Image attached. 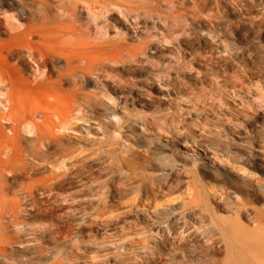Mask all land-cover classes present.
Listing matches in <instances>:
<instances>
[{
	"label": "rangeland",
	"instance_id": "1",
	"mask_svg": "<svg viewBox=\"0 0 264 264\" xmlns=\"http://www.w3.org/2000/svg\"><path fill=\"white\" fill-rule=\"evenodd\" d=\"M45 1L54 16L35 23L56 28L54 84L48 94L25 88L11 114L0 103V164L8 182L42 181L35 197L52 212L35 213L18 185L8 191L21 208L0 217V264H161L156 220L178 231L188 223L193 239L166 257L198 264L190 249L203 254L201 230L233 220L237 199L264 186V0ZM7 9L27 15L18 0H0L4 45ZM17 57L0 48L16 89L38 74ZM78 71L86 102L74 101ZM36 130L53 137L38 144L47 160L26 173ZM219 185L231 188L224 200L208 194ZM253 213L238 221L253 227Z\"/></svg>",
	"mask_w": 264,
	"mask_h": 264
},
{
	"label": "bare ground",
	"instance_id": "2",
	"mask_svg": "<svg viewBox=\"0 0 264 264\" xmlns=\"http://www.w3.org/2000/svg\"><path fill=\"white\" fill-rule=\"evenodd\" d=\"M18 1L26 9L27 15L24 16L21 11H17L16 15L14 13L8 14V9L5 10L4 16L6 18V22L4 20L3 22L7 26L6 30L10 33V37L8 40L9 43H7L8 46L7 44H0V48H7V50L8 47L10 49H16L18 54L17 60L26 62L29 61L31 66L38 71V74L36 75L35 80H32L29 83H27L26 79H22V84H19V88L16 89V85L8 71L7 64L4 61H0V103H2V107L5 108V110H7L9 113L10 111L12 113L14 103L16 102V97L19 99L23 95L27 97L25 88L37 87L42 91L44 90L48 94V91L51 90L49 88H51L54 84V82L50 80L51 73L53 71L49 63V58H51L52 53L54 52V46H52L50 42L52 39L56 38V28L49 26L48 28L42 26V24L39 25L35 23L38 19L40 21H45L48 20L50 16H54L51 13V8L45 0H37L36 8L28 6V4H25L23 0ZM68 1H71L74 4L76 2H73V0ZM15 8L16 7L14 5H9V9L15 10ZM61 8L65 11V15L68 20L75 16V13L67 11L64 6ZM76 29L77 28H75V30ZM0 32H5V30H0ZM34 36H39L40 38L33 40ZM74 76L79 77L73 81L74 86H76L74 101L79 103L78 99L81 97V99L86 102L85 98H87V96H85V92L81 91L83 87L81 84L83 74L81 71H78ZM64 78H66L65 72H60L59 78L56 80V82H60ZM5 87L8 89L7 91L3 89ZM49 97L54 99L55 96L50 94ZM88 107L92 113L96 114L93 105H89ZM116 113L117 112H111L108 114L111 116L116 115ZM62 123H64L62 126L67 127L66 124L68 121L62 120ZM28 126L29 125H27V127ZM29 131H31V129H29ZM35 132L36 133L31 136V138L35 140V147L29 153V166H27L23 158L26 166V173H28L30 169L36 167L37 162L35 159H40L43 162L47 160L48 150L44 149L42 146H38V144L41 143L45 145L46 141L53 137L47 132L44 133L37 130ZM185 145L189 146L190 143L187 142ZM254 162L255 161H252L249 165L254 166ZM2 165L5 167L3 163ZM2 165L0 164V174L3 177L1 178L0 182V207L1 209L9 207L10 210L5 212L1 211L0 217L8 212V217L13 218L21 208V202H9L3 197L8 191L13 190L17 185L22 189L23 193L25 194L24 196L33 203V210L35 213H42L43 215H46L52 212L51 207L40 206L35 197L36 190L41 186L39 182L42 181H32L29 183H23L22 181L8 182L7 177L5 176L6 174L3 172ZM202 167L208 171L206 166ZM212 172L214 171L210 169L209 172L205 173L206 175H204V178L213 180ZM229 188L230 187H224L220 185L217 187L211 186L209 189H211L212 192L210 191L208 194L219 195L220 199L224 200L230 195L229 192L226 191ZM235 188L237 187H234L233 192L236 193L237 190ZM263 196L264 186L254 187V189L250 191L246 190L245 195L240 197V199L238 198L236 201L234 210L236 216L233 220L226 217L224 218L222 224L214 223L211 225L208 224L207 227H204L200 232L201 236L203 237V241H205V247L203 250H201L203 254L198 252L196 245H193L191 246L192 248L190 250L192 251L194 258L191 260L196 261L198 264H264V209L252 205L254 200L262 201L261 204L263 205ZM221 208L226 209L224 206H221ZM249 209L254 212L253 217H249L250 222H248V224H253V227H249V225L245 226L238 221V217L245 215V212L249 211ZM156 222H158L157 231L160 233L162 238L155 241L154 250H156L155 252L159 255V262H161V264H170L173 262V260L168 262L169 259L166 257L168 254L167 250H173L175 247L179 246V244L184 246L186 240L193 239L195 231L190 229V226H188L186 221H183L181 225V231H178V229L176 230V226L171 221L165 220L164 222H167L166 226H161L162 222H160V220H156ZM0 225H2L1 221ZM15 225H17V223H15ZM2 226L7 227V225ZM172 228L175 229V231H173L172 236H170V231ZM211 253H222L224 254V258L218 259L216 257H210Z\"/></svg>",
	"mask_w": 264,
	"mask_h": 264
}]
</instances>
